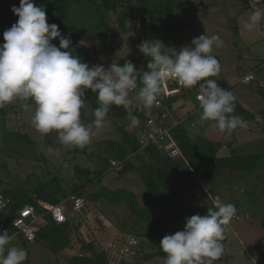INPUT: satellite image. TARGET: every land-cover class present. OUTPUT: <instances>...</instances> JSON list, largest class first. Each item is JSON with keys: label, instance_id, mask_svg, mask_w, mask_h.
Instances as JSON below:
<instances>
[{"label": "clouds", "instance_id": "9594fccd", "mask_svg": "<svg viewBox=\"0 0 264 264\" xmlns=\"http://www.w3.org/2000/svg\"><path fill=\"white\" fill-rule=\"evenodd\" d=\"M253 9L244 28L259 30L264 21V0H249ZM18 20L3 32L0 43V108L14 101L29 112L35 106L32 124L46 135L58 133L59 141L67 147L80 149L88 146L93 130H101L112 105L131 103L129 92L137 88L136 66L127 61L123 65L112 63L89 66L70 51L71 35L61 33L59 26L49 23L46 10L35 0H20L12 6ZM264 35V33H261ZM59 38V46L53 40ZM218 35L202 34L193 38L191 46L179 50L162 46L157 41L144 40L137 45L140 52L151 57L147 71L143 72L142 87L137 99L144 109L158 106L157 100L168 80H174L181 88L198 86L197 99L202 108L200 122L215 121L218 128L231 134L237 127H245L246 121L235 112L232 91L221 88L217 79L221 64L212 54L213 46L222 47ZM87 90L97 94L99 107L94 111L92 125L81 123V109ZM29 101L32 104L28 103ZM130 126L137 127L139 120L129 114ZM208 190V186H205ZM213 206L207 214L185 217L183 230L166 234L160 241V249L166 254L164 264H215L223 255V240L227 225L236 216L234 204L224 203L219 196L213 198ZM15 235L0 233V264H24L28 252L10 245Z\"/></svg>", "mask_w": 264, "mask_h": 264}, {"label": "rangeland", "instance_id": "374dc122", "mask_svg": "<svg viewBox=\"0 0 264 264\" xmlns=\"http://www.w3.org/2000/svg\"><path fill=\"white\" fill-rule=\"evenodd\" d=\"M35 3L37 6L43 7L46 10L48 22L50 24L54 23L60 1L35 0ZM181 3V0H118L116 11H113L111 9L106 10L102 8L103 0H66L64 20L68 28L73 32L75 41L72 42L70 48L65 51H70L81 61L84 59L92 63H98L102 55L108 56L112 60V63L120 65H122L120 63L121 57H134L137 54H141L144 55L146 63V70L144 68L143 72L147 71V64L151 57H147L140 52L137 47V45L144 41L143 35L146 34L147 36L152 32L157 33V36L160 34L161 38L158 39L156 37L157 40L154 39V41L161 44L162 51H166V47L179 50L183 46H191L193 38L196 37L188 34V29L190 30V28L187 29L181 26L183 22L180 18L176 19V17L182 13L180 7ZM246 6L248 7L247 4ZM248 8L251 9L250 7ZM0 9L2 11L0 16V43H3V32L10 28L18 19L11 10V3L5 5V3L3 4V0H0ZM179 10L181 11L179 12ZM96 12L106 14V18L96 19L95 27H93L87 24L86 20L90 15ZM212 53L215 52L212 51ZM112 63H103V65H105L107 69ZM217 80L218 82L221 81L219 78ZM197 89L198 88H196V90ZM137 90L136 88L135 92ZM181 98L184 100L186 106L190 108L195 107V104L192 103L194 98L192 93L189 95L184 94ZM20 103V101H14L9 106L0 108L1 190L10 194V197L11 195L18 196L19 193L22 198H24V196H29L33 199H44L46 194L55 196V198L60 197L67 191L66 182H68L70 180L69 178L73 175V163L79 162L80 165L82 164L83 169L90 168L89 172L91 176L89 177V175L85 174L89 179L87 184H91V187H89V190L84 191V194L87 198L94 201V194L102 181H99L101 177H98L96 170H106L108 168L109 159L112 157V152L116 149L113 143H125L124 124L130 121L128 118L129 114H132L134 110L126 109L127 114L122 116H106V124L101 130H96L93 125V130L96 131L97 134L93 136L88 146L80 149L78 147H67L63 145L59 141L56 131H52L46 135L39 133L32 124V116L35 111L34 104L32 105L31 111L26 112L20 107ZM28 103L32 104L31 101ZM96 108L97 107L92 102L84 100V106L81 109L80 116L81 123L86 126L92 125L95 119L94 111ZM200 111L196 113V119L200 118V115L197 116ZM198 126L197 123L195 129L191 128L192 131L189 128L192 138L198 136ZM188 156L189 154H187L186 157L187 163L180 158L174 161H167L166 158L154 148L150 150L147 149L139 153L138 156L136 155V163L131 160L130 162H134L135 164L149 163L151 165L166 164L169 169L174 168V172L178 171L179 173L181 172L182 175L187 176V172L183 169L180 171L181 168L179 167H182V164L185 165L184 168L189 166L187 165L189 164ZM263 157H257L255 162L259 165L264 164V162H259ZM212 163H215L216 167L220 169L223 167L222 165L217 166L214 161H212ZM209 167V169L212 168L210 165ZM192 169L194 171L193 167ZM190 171L192 172L191 169ZM109 172L111 171H107L105 174ZM243 172L244 174L241 177L242 183L245 181L244 184L248 186V189H252L253 192L257 189V196H264V166H257V168L252 169L248 168ZM58 176L60 179H63L60 182L61 187L59 186ZM228 176H230L232 181H236L233 175L231 176L228 173ZM110 177H113L112 173H109L105 180L108 181ZM246 180L249 181L246 182ZM118 183L122 184L123 182L119 181ZM260 184H263L262 187H260ZM100 198H104V196L99 197V199ZM105 201L103 200V202ZM253 201L256 202L255 199ZM260 203L263 208V213L253 212L251 214L253 224H257L259 229L255 230L249 228L246 235L251 238L253 246L263 250L262 253L264 254V197ZM124 204H126V208L136 213L131 208L130 204L129 207L127 202H124ZM109 208L111 210L110 206ZM262 208L257 210H262ZM101 210H103V207ZM134 220L135 222L132 223H137L139 217L137 216ZM64 225L65 226H62L64 231L62 235L65 237L58 235L57 230H55L52 225L45 226L40 230L35 243H30L22 237L15 238L10 245L6 246L5 254L7 252V247L17 246L28 252V258L24 264H77V261L75 262L76 257L94 260L96 255L95 250L78 241L73 225ZM137 228L138 227H136L134 231L143 232V228L142 230H138ZM129 229L130 228L126 227V230ZM111 231V229L105 230V232L101 231L103 233L102 240H106ZM63 240H67L65 246L61 245ZM142 244H148L155 249L150 240L144 239L142 240ZM94 245L98 252H100V247L96 244ZM102 253L104 252L102 251ZM155 253L166 255L160 251H155ZM104 254L107 264H130L131 262L134 264V261L138 260L137 257H134L131 260L121 261L112 258L106 253ZM261 256L264 262V255Z\"/></svg>", "mask_w": 264, "mask_h": 264}, {"label": "crops", "instance_id": "0c3cea01", "mask_svg": "<svg viewBox=\"0 0 264 264\" xmlns=\"http://www.w3.org/2000/svg\"><path fill=\"white\" fill-rule=\"evenodd\" d=\"M181 1L180 7L182 11L179 10V12L181 11L182 13L176 19L180 18L182 20L183 25L181 26L187 29L190 28V30L188 29V34L196 36L195 38H198L202 34L209 36L218 35L223 41L222 47L217 48L213 46L215 53L212 54L218 58L221 64L219 76L213 79H221L220 82L217 80L218 85L223 84L219 86L221 88L223 86L225 90L232 91L235 97V112L233 115H238L246 121L245 127H237L229 135L222 132L215 121H207L202 124L200 118L197 117L196 122L199 125L198 136L204 137L215 145L214 151L217 158L252 156L253 159L254 156L263 157L264 68L260 65L264 62V35L261 34L264 33V21L261 22L259 30L249 32L244 28V23L253 11V9L251 10L246 6L244 0ZM143 36V40L150 41L161 38L160 34L157 36L155 32ZM140 56L142 55L137 54L134 57L125 56L121 58L131 59L139 71L138 73L143 74L144 66L141 62L137 61V58ZM100 58L98 63L88 62L84 59L82 61L88 62L89 66L112 63V60L108 56L102 55ZM249 72L254 73V80L248 84L241 83L239 81L240 78ZM137 84L138 90L136 92H129L128 95V99L131 101L127 107L129 110L131 107L142 104L137 99L139 88L143 86L141 76H137ZM196 88L198 86L185 89V94L189 92V94L192 93L194 95L192 103L195 106L198 105L195 99V94L198 92ZM183 104L185 102L180 98L176 100L175 106H182ZM147 111H150V109H147ZM201 114L202 111L197 116H201ZM131 115L137 117L134 112ZM191 131L189 130V133ZM135 156L131 161L135 162ZM134 162L129 169H125L124 173L116 174L109 172L112 173L113 177H110L108 181L105 179L109 173L105 174L107 169L104 170L100 176L102 180L101 185L96 192H101L104 188L110 190L124 189L130 195L135 196L139 206L149 209L152 217L156 220L160 219L167 212V208L177 211L184 220L185 217L195 214L205 215L209 208L214 207L213 198L219 196L224 203L234 204L237 212L236 216L226 227L225 239L222 242L224 247L223 255L216 261L227 264L264 263L261 256L264 255L262 253L263 250L255 248L251 238L246 235L249 228L259 229L257 224H253L251 214L253 212L263 213L260 201L262 202L264 197L257 196V189L253 192L252 189H248V186L244 184L245 181L243 183L241 181V177L244 174L243 171L250 167L241 166V169H231L229 166L224 165L221 169L215 167L213 181H204L193 171L190 164H187L189 166H186V168H184V164H182V167H179L181 168L180 171L183 169L187 172V176H184L181 172H174V168L169 169L166 164L151 165L149 163L135 164L136 162ZM259 162H264V157ZM255 163V167H251L250 169L264 166V164L259 165L257 162ZM73 164L74 172L69 179L77 185L81 184L83 192L89 190L91 184H87L89 180L87 175L90 177V172L86 173V169H83L82 164L80 165L79 162H74ZM87 170H90V168H87ZM228 173L231 176L233 175L236 181H232ZM58 179L59 183L63 180L59 176ZM119 181L123 183L119 184ZM248 181L246 180V182ZM149 184L157 190V196H154L152 191H150ZM262 185L260 184V187ZM205 186H208L207 191L205 190ZM99 197L102 196H97L93 200L100 210L103 207L101 212L107 223H111L114 227L124 230H126V227L130 228L129 230L135 233L137 232L134 231L136 227H138V230H142L143 228V232H137L142 236L154 233L149 228V221L145 217L138 213H133L130 209L126 208L124 202H127L129 207L128 199L111 202L106 197L100 198L102 200ZM254 199L256 202L253 201ZM103 200L106 201L103 202ZM259 208H262V210H257ZM137 216L139 217L137 223H132L135 222L134 219ZM143 246L145 251L137 256L138 260H135L134 264H164L166 255L155 253L154 249L148 244H144ZM130 264L133 263L131 262Z\"/></svg>", "mask_w": 264, "mask_h": 264}, {"label": "built area", "instance_id": "2783aa9c", "mask_svg": "<svg viewBox=\"0 0 264 264\" xmlns=\"http://www.w3.org/2000/svg\"><path fill=\"white\" fill-rule=\"evenodd\" d=\"M245 2L252 9L249 0ZM260 66L264 68V62ZM254 78V73L249 72L239 81L248 84ZM134 91L135 89L130 92ZM184 94L185 88H181L174 80H168L164 85V91L158 97V106L154 105L150 111H147L142 104L136 105L134 113L139 124L137 127H131L130 122H127L124 124V130L132 137L137 149L130 147L131 152L124 158L111 157L107 171L124 173L127 162L150 147H155L165 157L185 159L178 131L183 129V126L195 128L196 113L202 108L197 99L198 92L195 94L198 105L194 108L185 104L175 106L176 100ZM76 186L77 184L72 180L66 182L67 191L57 202L35 199V202H24L17 206H13V198L0 188V233L7 231L10 235L14 234L15 238L22 237L30 243H35L40 230L53 222L57 225H73L78 241L83 244L94 243L101 251L121 261L131 260L145 251L142 244L144 239L152 242L155 251L163 252L159 247L163 235L142 236L130 230L114 227L106 222L97 204L87 198L83 188L76 189ZM110 229L112 231L109 237L102 240L101 231ZM215 264L227 263L215 261Z\"/></svg>", "mask_w": 264, "mask_h": 264}, {"label": "trees", "instance_id": "16d2710c", "mask_svg": "<svg viewBox=\"0 0 264 264\" xmlns=\"http://www.w3.org/2000/svg\"><path fill=\"white\" fill-rule=\"evenodd\" d=\"M60 1V5L59 8L57 9V15L55 17V24H57L61 30V33L64 35H71V39L72 42L75 41V37L73 35V32L68 28V26L65 23L64 20V16H65V8H66V4L65 1L66 0H59ZM5 3V5L7 3H11L12 6L16 5L17 7L20 4V0H3V4ZM117 3L118 0H103V6L102 8L107 9H111L113 11H116L117 8ZM1 9H0V16H1ZM106 14H100L98 12H96L95 14H92L88 17L87 24L95 27V20L98 18L101 19H105ZM18 19V16L15 15ZM120 17V16H119ZM1 18V17H0ZM121 19V17H120ZM0 31H1V20H0ZM53 43L56 45H59V38H56L53 40ZM127 61H131V59L128 58H121L120 59V63L123 65L125 62ZM138 62H141L146 70V63L144 60V55L140 56L139 58H137ZM137 76H143V74L137 73ZM187 95H189V92L186 93ZM161 96V95H160ZM159 96V97H160ZM84 100H88L90 102H92L96 107H99L98 104V100H97V94L93 93L91 90H87L84 96ZM135 107H131V110H134ZM127 114V111L125 109L124 106H116V105H112L110 108L109 113L107 114V116H112V117H116V116H122ZM178 137L181 143L182 148L184 149L185 157H187V154H189L188 159H189V164L194 168V171L196 172V174L204 181H213L214 179V169L216 167L215 163H212V161L216 162L217 166L220 165H224V166H229L231 169H241V166H245V167H255V161L257 157L260 156H254V158L252 159V156H233V157H228V158H217L215 151H214V147L215 145L213 143H210L208 140H206L204 137L201 136H196L195 138H192L190 133H189V128H187V126H183V129H181L180 131H178ZM124 142H126L124 144H121L120 142L118 143H113L115 146V151L112 152V157H119V158H124L125 156H127L130 152L131 149H137V145L134 142V140L132 139V137L128 134L125 133L124 136ZM120 144V145H119ZM132 148H130V147ZM155 147H150V149H154ZM156 149V148H155ZM166 160L168 161H174L176 159H171L168 157H165ZM187 158L182 159V161L186 162ZM187 163V162H186ZM131 162H127L126 164V170L129 169V167L131 166ZM210 166H212V171L211 169H209ZM85 171V170H84ZM89 172V170L86 169V173ZM104 172V170L100 169V170H96V173H98V177H100L102 175V173ZM209 172V173H208ZM101 181V179L99 180ZM158 185V184H157ZM59 186L61 187V184L59 183ZM83 186L77 185L76 189L78 188H82ZM67 189V188H66ZM149 189L150 191H152L154 196H157V190L149 184ZM61 190V189H60ZM62 191V190H61ZM6 193V192H5ZM8 194V193H6ZM10 196V194H8ZM95 197L97 196H104L106 197L109 201L111 202H118L122 199H128L129 204L131 206V208L134 210V212L138 213L139 215L145 217L148 221H149V228L155 233V234H161L163 236H165L166 234H174L177 231L183 230L184 225L186 223V221L184 220V218L177 212L174 211L172 209L167 208V212L160 218V219H154L151 215V211L149 209H145L142 208L141 206L138 205L135 196L130 195V193L124 189H119V190H110V189H102L101 192L98 191L94 194ZM11 197L14 200L13 206H17L20 205L24 202H35V199L29 197V196H24V198L21 197V194L19 193L18 196L15 195H11ZM45 198H39V199H43L49 202H57L59 200L60 197H56L46 194V196H44ZM22 198V200H21ZM149 218V219H148ZM52 225L55 230H57L58 235H62L64 233L63 231V227L65 226L63 225H57L54 224L53 222H51L48 226ZM64 236V235H62ZM65 237V236H64ZM67 243V240H63L62 242V246H65ZM87 247L93 248V250H95L96 255H95V259L91 260V259H87V258H79L76 257L75 258V262L77 261V264H107L106 263V257L105 254L102 253V251L98 252V250L96 249V246L93 243H86L85 244ZM95 246V247H94Z\"/></svg>", "mask_w": 264, "mask_h": 264}]
</instances>
